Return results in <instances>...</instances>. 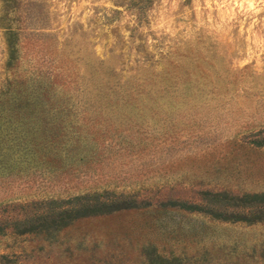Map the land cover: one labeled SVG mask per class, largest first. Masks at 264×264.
<instances>
[{
	"label": "rangeland",
	"instance_id": "rangeland-1",
	"mask_svg": "<svg viewBox=\"0 0 264 264\" xmlns=\"http://www.w3.org/2000/svg\"><path fill=\"white\" fill-rule=\"evenodd\" d=\"M26 92L59 150L7 154L0 264H264V0H0Z\"/></svg>",
	"mask_w": 264,
	"mask_h": 264
},
{
	"label": "trees",
	"instance_id": "trees-1",
	"mask_svg": "<svg viewBox=\"0 0 264 264\" xmlns=\"http://www.w3.org/2000/svg\"><path fill=\"white\" fill-rule=\"evenodd\" d=\"M5 28L7 36H9V39L7 37V45L9 50L8 63L10 64L14 58L17 44L10 38L11 35L15 36V32L8 27ZM34 93H15L17 97L12 96L7 102L0 100V168H4L7 154L26 156L31 150H33L32 153L38 151L41 154L53 151L54 148L56 151L59 150L54 138L62 129L58 128L51 120H48V117H44V107L42 105L45 101L40 102L38 95L43 98L45 93L38 92L36 96H34ZM84 197L76 198L75 201L78 202L73 203L72 206H60L58 209L50 210V212L58 213V217L61 218L63 213L70 217L82 214L94 215L109 209L115 210V208L122 207L114 199L103 200L99 194L87 195V200H84ZM38 212V209H34L32 214ZM35 219L38 220L39 216L36 215ZM46 224L45 221H38L27 226L26 230H37ZM57 225H63L59 218H56Z\"/></svg>",
	"mask_w": 264,
	"mask_h": 264
}]
</instances>
